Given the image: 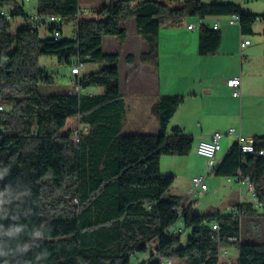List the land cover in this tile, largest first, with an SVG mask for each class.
Returning a JSON list of instances; mask_svg holds the SVG:
<instances>
[{"label": "trees", "instance_id": "16d2710c", "mask_svg": "<svg viewBox=\"0 0 264 264\" xmlns=\"http://www.w3.org/2000/svg\"><path fill=\"white\" fill-rule=\"evenodd\" d=\"M1 8L12 19L0 18V199L5 201L0 204V252L5 253L0 264H168L175 259L220 264L227 244L238 247L237 264H264V243L241 240V215L258 208L264 214V154L244 152L235 141L213 171L227 178L248 176L256 205L240 203L229 213L218 208L195 213L190 201L177 211L181 197L167 195L176 177L162 173L161 158L188 155L194 145V137L179 126L168 132L184 97L163 95L154 104L158 133H124L119 55L103 50L104 36L124 41L122 22L135 18L149 46L140 62L158 67L163 25L237 14L242 33L253 34L256 22L264 25V14L243 12L226 0H111L90 18L82 16L80 0H38V15H58L62 23L34 29L16 0H0ZM18 16L25 24L12 32L11 21ZM70 22L75 23L74 39L52 36L54 29L63 30ZM41 29L50 37H42ZM221 41L220 30L210 23L200 25L201 55L215 53ZM42 56L66 65L81 88L101 87L103 92L41 93L40 84L54 81L40 63ZM78 61L102 66L75 77L71 68ZM73 116L86 127L78 143L72 138L74 130L65 129ZM253 138L257 150L264 151V135ZM178 221L183 230L174 233L171 228ZM16 227L23 230L10 235ZM145 255L148 260L137 263Z\"/></svg>", "mask_w": 264, "mask_h": 264}, {"label": "crops", "instance_id": "0c3cea01", "mask_svg": "<svg viewBox=\"0 0 264 264\" xmlns=\"http://www.w3.org/2000/svg\"><path fill=\"white\" fill-rule=\"evenodd\" d=\"M107 1L111 0H94L88 5L96 10L101 7L100 5L108 3ZM226 1L239 4L243 12L264 14V0ZM198 19L200 18L188 19L181 26H173L170 23L162 26L158 67L140 62V56L148 51L149 46L138 33L135 18L122 22V27L127 33L124 41L113 35H106L103 38L104 52L119 55L120 89L126 108L124 127L129 125L132 129L124 133H158L160 124L158 116L152 112L154 104L163 95L184 97V101L170 120L168 132L171 133L173 127L179 126L185 133L194 137V145L188 155H166L161 158L162 173L165 174L166 169L167 171L173 169L176 180L178 177L192 180L196 175L207 173L206 164L205 167L200 166L193 160L198 154V143L210 140L215 132L225 133L220 139L221 148L216 157L218 162L237 139L236 135L228 134L230 128H235L237 134L241 132L246 138L264 135L263 23L258 21L254 25L253 34H257L255 42L248 37L249 34L242 33L239 23H229L228 16L203 19L204 23L210 24L215 20H221L219 30L222 41L215 53L201 55ZM193 23L196 27L189 29L188 25ZM245 39H250L251 43L241 47ZM256 51L260 54L256 55ZM129 56L134 58V62L128 61ZM101 66L98 63H85L81 75L98 70ZM238 75L242 79L240 96L234 95L233 90L226 84L228 78ZM72 82L75 89L70 93L82 92L93 95L103 92L101 87L81 88L75 80L72 79ZM251 187L250 183L244 182L235 183L231 188L235 194L238 193L239 203H254V199L247 201L244 198L248 193L251 194ZM172 196L183 197L182 194ZM197 200L199 199L192 201L193 205ZM189 202L190 199L187 197L184 204ZM232 205L235 204L230 203L231 207L226 208L230 209L228 212L218 209L229 213L237 208ZM217 207L216 205L212 208ZM233 247L236 248V257H231ZM222 250L227 251L228 256L221 254L220 264H237L239 251L236 245H224ZM177 262L185 264L181 260Z\"/></svg>", "mask_w": 264, "mask_h": 264}, {"label": "rangeland", "instance_id": "374dc122", "mask_svg": "<svg viewBox=\"0 0 264 264\" xmlns=\"http://www.w3.org/2000/svg\"><path fill=\"white\" fill-rule=\"evenodd\" d=\"M20 5L23 6L25 12H28L30 9H36V5L38 0H16ZM94 0H80V6L82 8V16L83 17H96L95 12L88 3ZM204 2H211V0H203ZM213 1V0H212ZM108 3L110 1H107ZM103 6V5H100ZM100 8V7H98ZM227 19V18H226ZM25 18L23 16L15 17L11 21V31L15 32L18 28L25 24ZM193 20V18H192ZM73 30H75V23L70 22L63 25V36L64 37H71ZM72 31V32H71ZM40 34L42 37H50V32L47 29H41ZM257 34H249L248 37L251 38L253 41L256 40ZM256 42V41H255ZM256 55H259L260 52L256 51ZM259 59V58H258ZM256 59V61L258 60ZM40 63L43 66H46L50 73L54 77V81L52 83H42L39 86V90L43 94H56V93H69L75 89V84H73L71 76H70V69L66 67V65H61L58 63L57 58L53 56H42L40 58ZM225 69V68H224ZM82 127V124L79 122V118L77 116L70 117L68 119L67 125L65 129H79ZM132 130L129 125L123 128V132H129ZM224 141V140H223ZM194 162L198 165H203L205 167V158L199 154L195 156ZM165 170V169H164ZM173 169H169L165 174H174ZM207 182L209 184V191L206 196L200 198L195 202L193 205V211L197 212H204L213 206H218L217 208H221L224 211L230 210L226 209L227 207H231L230 203L235 204L232 206H238L239 197L238 193L232 190L231 187H234L235 182L229 181L227 177L218 176L214 172L207 176ZM186 179V178H185ZM183 177H178L176 182L172 185V187L167 192V195H176L182 194L183 197L181 198V206L185 205L186 198L190 199L191 191L193 189V182L190 179L185 180ZM232 190V191H231ZM245 200H253V197L250 193L246 195ZM230 202V203H229ZM255 201V205H256ZM208 208V209H207ZM220 209V210H221ZM232 212V211H229ZM177 228L181 227V221H178L175 225ZM241 240L245 242H255V243H264V214L263 209L258 208L257 212H248L241 215ZM191 231L185 230L182 235V243L185 244L187 238L189 237ZM231 257H236V248L233 247L231 249ZM148 260V255H145V258H140L137 260V263H141L143 260ZM172 264H180L177 260H173Z\"/></svg>", "mask_w": 264, "mask_h": 264}, {"label": "built area", "instance_id": "2783aa9c", "mask_svg": "<svg viewBox=\"0 0 264 264\" xmlns=\"http://www.w3.org/2000/svg\"><path fill=\"white\" fill-rule=\"evenodd\" d=\"M29 13V25L34 28H41L44 25H47L48 23H62L61 17L58 15H49V16H40L38 15L35 10L31 9L28 11ZM0 18L2 20H11L12 16L10 11L7 8H1L0 9ZM228 22L231 24L239 23V16L237 14H233L228 16ZM204 23L203 19H198V26L200 27L201 24ZM221 25V20H215L211 26L219 30ZM196 27V24H189L188 28L189 29H194ZM76 29L73 30L71 38L76 37ZM52 36L55 39H59L63 36V30L62 28H56L54 29ZM251 43L250 39H245L241 43V47H245L246 45H249ZM84 67V64L81 63L80 61L76 62L75 65L71 68V75L72 76H80L82 68ZM226 84L228 87H230L234 95L240 96L241 95V85H242V79L241 76H235V77H230L227 79ZM4 110V106H0V111ZM86 127H81L79 129L74 130V134L72 136L73 140L78 143L80 141V136L82 131H84ZM225 133L223 132H215L213 137L210 140H202L198 143L197 145V153L201 156H203L206 159V169L207 173L206 174H201V175H196L193 177L192 182H193V189L191 191V197L190 201L200 199L202 198L209 190V184L207 182V175L212 173L214 171V168L217 166L219 163L216 159L217 153L221 148L220 145V139L224 136ZM229 135H236L238 141L241 145L242 151L248 152L250 154H264L263 150H257L255 144H254V138L253 137H243V135L240 133L237 134V131L235 128H230L228 131ZM229 181H233L235 183H244L248 182L252 185L251 187V195L255 201H257V194L256 190L254 187V184L250 181V178L248 176H243L241 174L235 175L233 177L228 178ZM259 205V204H258ZM177 211H182L183 207L179 206L175 208ZM182 226L177 228V227H172L171 230L174 233L181 232L183 230V222H181ZM215 229H218V226H214ZM231 241L236 242L238 239L236 237H232ZM224 256H228L227 251L221 252ZM168 264H171L172 262L169 260L167 261Z\"/></svg>", "mask_w": 264, "mask_h": 264}, {"label": "clouds", "instance_id": "9594fccd", "mask_svg": "<svg viewBox=\"0 0 264 264\" xmlns=\"http://www.w3.org/2000/svg\"><path fill=\"white\" fill-rule=\"evenodd\" d=\"M2 195V194H0ZM5 201L3 199H0V204H3ZM23 229L21 227H16L14 229L11 230V232L9 233L10 235L13 234V233H19L21 232ZM37 235L41 238H44L45 237V232H38ZM2 255H5L4 252H0V256ZM43 257L46 258L48 253L45 251L43 254ZM5 264H7V262H5Z\"/></svg>", "mask_w": 264, "mask_h": 264}]
</instances>
